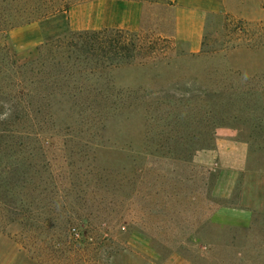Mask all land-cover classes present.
I'll return each instance as SVG.
<instances>
[{
	"label": "rangeland",
	"instance_id": "374dc122",
	"mask_svg": "<svg viewBox=\"0 0 264 264\" xmlns=\"http://www.w3.org/2000/svg\"><path fill=\"white\" fill-rule=\"evenodd\" d=\"M5 21L6 69L104 28L165 59L19 104L0 143V264H264V0H0Z\"/></svg>",
	"mask_w": 264,
	"mask_h": 264
},
{
	"label": "trees",
	"instance_id": "16d2710c",
	"mask_svg": "<svg viewBox=\"0 0 264 264\" xmlns=\"http://www.w3.org/2000/svg\"><path fill=\"white\" fill-rule=\"evenodd\" d=\"M67 10L68 4L64 2L35 18L22 20L21 23L30 25ZM3 23L0 37L5 38L14 25L6 21ZM3 50L5 47L0 45V52ZM42 50L49 56H41L20 67H15L13 63L6 69L0 59V143L15 139V132L9 128L10 123L15 116L28 112L27 106L20 107L19 104L31 99V96H38L44 101L54 92L56 95L63 90L66 83L76 84L80 93L87 91L88 87L96 92L89 84L90 80H99L110 69L133 66L138 59L143 61L139 63L141 67L154 66V58L157 63L165 59L156 52L154 43L145 41L141 35L113 29L69 33L66 38L55 43H45ZM62 83L63 86L60 85ZM43 88L46 93L42 92ZM48 105L49 102L45 106Z\"/></svg>",
	"mask_w": 264,
	"mask_h": 264
},
{
	"label": "crops",
	"instance_id": "0c3cea01",
	"mask_svg": "<svg viewBox=\"0 0 264 264\" xmlns=\"http://www.w3.org/2000/svg\"><path fill=\"white\" fill-rule=\"evenodd\" d=\"M163 1L173 2L174 0H163ZM104 29H106V28H104ZM198 31H199V28L196 25V28L194 30L196 35L198 34ZM11 35H14V34H11ZM40 40L41 39H39V41ZM162 264H188V263L186 261L182 260V259H179V258L175 257V256H170L167 259H165Z\"/></svg>",
	"mask_w": 264,
	"mask_h": 264
}]
</instances>
